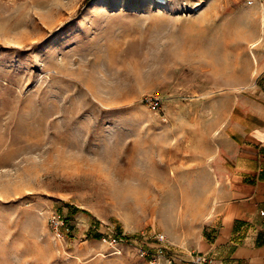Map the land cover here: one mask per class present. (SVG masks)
<instances>
[{"label": "rangeland", "instance_id": "1", "mask_svg": "<svg viewBox=\"0 0 264 264\" xmlns=\"http://www.w3.org/2000/svg\"><path fill=\"white\" fill-rule=\"evenodd\" d=\"M262 20L258 0H0V264H167L157 234L198 258Z\"/></svg>", "mask_w": 264, "mask_h": 264}, {"label": "crops", "instance_id": "2", "mask_svg": "<svg viewBox=\"0 0 264 264\" xmlns=\"http://www.w3.org/2000/svg\"><path fill=\"white\" fill-rule=\"evenodd\" d=\"M248 92L237 97L213 157L210 214L193 249L206 264H264V67Z\"/></svg>", "mask_w": 264, "mask_h": 264}, {"label": "built area", "instance_id": "3", "mask_svg": "<svg viewBox=\"0 0 264 264\" xmlns=\"http://www.w3.org/2000/svg\"><path fill=\"white\" fill-rule=\"evenodd\" d=\"M258 1H264V0H258ZM261 215L264 216V213H261ZM50 225L54 230H58V229L62 228L63 222L61 221L59 216L52 215L51 220H50ZM156 240L159 243V247L155 252H153L149 255L150 260L153 263H155V262L159 263L161 261V259H166V257H169V259H167L166 262H167V264H172L174 262V260L170 256H168V254L165 252L166 241H165L164 236L161 234H157ZM206 263H207V261L203 257H198V258L193 259L189 262V264H206Z\"/></svg>", "mask_w": 264, "mask_h": 264}, {"label": "bare ground", "instance_id": "4", "mask_svg": "<svg viewBox=\"0 0 264 264\" xmlns=\"http://www.w3.org/2000/svg\"><path fill=\"white\" fill-rule=\"evenodd\" d=\"M155 1L156 2H161V1L165 2L166 0H155ZM199 9H200V4L195 7V10H199ZM258 28H259L260 33H262V31H264V20H262V23H260L258 25ZM255 46H256V41L250 44L251 48H253ZM251 56H252V58L254 57L252 52H251ZM253 60H254V58H253Z\"/></svg>", "mask_w": 264, "mask_h": 264}, {"label": "trees", "instance_id": "5", "mask_svg": "<svg viewBox=\"0 0 264 264\" xmlns=\"http://www.w3.org/2000/svg\"><path fill=\"white\" fill-rule=\"evenodd\" d=\"M88 1H90V0H86V2H88Z\"/></svg>", "mask_w": 264, "mask_h": 264}]
</instances>
